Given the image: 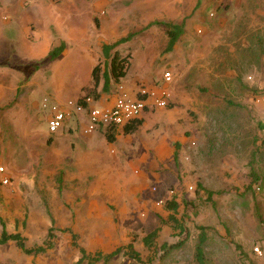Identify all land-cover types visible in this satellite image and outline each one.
<instances>
[{
	"label": "rangeland",
	"instance_id": "1",
	"mask_svg": "<svg viewBox=\"0 0 264 264\" xmlns=\"http://www.w3.org/2000/svg\"><path fill=\"white\" fill-rule=\"evenodd\" d=\"M53 1L84 15V21L93 4L90 17L97 32L131 35L119 46L120 55L129 57V79L136 87L152 86L170 72L171 104L144 112L134 134L119 132L113 143L103 138L107 144L96 146V167L103 165L102 171L84 161L70 162L78 154L70 141L47 130L43 100H55L53 89L33 91L35 112L25 104V88L9 93L12 72L25 64L13 48L24 55L30 50L21 40L20 15L5 22L0 14V166L5 169L0 182L3 176L10 179L0 183V232L3 226L6 233L20 234L27 248L51 245L27 255L8 241L0 244V264H75L79 253L72 234L88 252L108 253L131 243L142 262L119 255L109 264H196L200 233L206 237L204 264H264V0ZM74 1L83 4L66 7ZM153 22L183 25L172 51H165V27ZM97 65L100 74L103 62ZM43 73L48 76L44 70L38 75ZM109 91L99 93L102 101ZM164 128L176 137L168 141L172 153L177 149L176 159L164 147L167 164L144 172L145 205L119 211L107 191L126 187L132 192L137 183L141 195V165L132 160L133 147L146 130L154 134ZM128 141L132 146L123 144ZM114 160L123 175L135 177L133 185L117 186ZM168 190L178 203L175 212L165 207L167 201L155 206ZM171 217L180 222L179 229ZM155 229L153 247H144L142 237ZM185 235L180 249L162 257V244Z\"/></svg>",
	"mask_w": 264,
	"mask_h": 264
},
{
	"label": "crops",
	"instance_id": "2",
	"mask_svg": "<svg viewBox=\"0 0 264 264\" xmlns=\"http://www.w3.org/2000/svg\"><path fill=\"white\" fill-rule=\"evenodd\" d=\"M68 4L70 5L66 7L78 8L79 5H82L83 3L74 1ZM89 5V7L92 8L90 15L93 13L95 14L94 5ZM64 6L63 3L62 5L55 4L53 0H0V8L2 9L0 14L3 15V21L13 22V20L15 21L16 17H18L16 15H20L19 22L21 24L22 32L21 40L24 45L29 46L27 49L30 50L24 55L19 50V54H17L13 48L14 55H17L16 59L25 64H22L19 66L18 70L12 72L14 85L9 88V93L13 90V95H17L20 87L25 88L26 91H23L24 99H26L25 104L28 105V107L32 106L34 112L37 104L34 103L35 100L33 99V95L41 89L48 88L51 91L53 89L55 100L54 98H51V102H49L48 99L44 98L50 105L64 104L68 100H76L83 95L84 89H91L93 87L92 70L94 67L102 61V72L106 68L102 59V45L112 44L121 39L117 32H108L109 35L105 34L107 33L105 30H103V33L101 30L100 32H97V27L95 26L97 22L95 18H91L89 15L87 18L88 20H85L87 22L86 24L83 20V17H85L84 15H76V12H70L67 9H64ZM8 15L11 17H7L4 20ZM92 22L94 25L91 24ZM102 36H104V39ZM60 45H63L64 49L59 56L51 62L43 63L47 53L51 49L59 47ZM121 45L122 44L119 46ZM119 46L115 48L118 53L120 50ZM41 70L47 71L48 76L46 73L39 76L38 74ZM102 72L99 74V85L96 89L98 95L102 92ZM38 78H40V82L38 81ZM112 84L110 87L112 89H109L111 92L109 91L110 93L107 96V99L103 98L102 101L101 96L104 94H100L101 96L99 95V98H95V105L106 106L112 104L116 97L117 84H123L131 95L137 90L135 83L129 79L127 74L117 83ZM1 89H3L2 85H0V91ZM33 91L35 92L33 93ZM142 115L140 119H137H142L141 125L138 126L133 133H130V135L138 131L144 123ZM46 116L47 118L49 116L48 109L46 111ZM65 130L68 134L78 132L81 137L69 139V135L67 133L64 134ZM106 132L107 128H100L89 136H83L79 132L78 124L73 121L68 123L57 136L68 139L70 141V147L72 146L73 151L78 153L77 156H73L75 157L73 160H69L70 162L84 161L89 163L93 168L101 170L104 168L103 165L96 167V164H98L96 159V146L107 144L105 142V140H108ZM119 132L123 133L122 128L115 130L111 134L112 138L113 135L115 136ZM173 139L176 140V137H172V134L166 133L164 128L163 131H155L154 134L153 132L146 130L145 133L140 135L136 140V147L135 149L133 147L134 153L131 156L134 162L141 165V195L139 191L140 188L137 183H135V177L133 175L132 177L125 176V174L123 175L121 170L117 168L115 160L113 161L115 167L113 168L112 173L115 174L117 181H119L116 183L117 186H120V183H124V185L135 184L132 186V192L126 187H124V191L120 188L108 190L106 196L109 198L107 200L111 202L110 204L116 206L119 211H134V207L140 204L145 205L143 204L144 202L146 203L144 192L148 178L144 176V172H153L155 168L167 164L166 160L169 161L167 159L168 156L164 155L163 151L164 147H166L170 150V153H172L173 148L168 146V141ZM180 140L183 139L181 138ZM113 141L114 140L110 142L113 143ZM129 141L128 143L124 142L123 144L132 146V143H129ZM174 153H172L173 159ZM106 170L107 169L104 171ZM134 171L135 170H133V172Z\"/></svg>",
	"mask_w": 264,
	"mask_h": 264
},
{
	"label": "trees",
	"instance_id": "3",
	"mask_svg": "<svg viewBox=\"0 0 264 264\" xmlns=\"http://www.w3.org/2000/svg\"><path fill=\"white\" fill-rule=\"evenodd\" d=\"M218 9L220 8L217 7ZM212 16V14H211ZM150 25H162L165 27V33L168 38V42L165 48L166 52L172 51L175 44L177 43L179 37L183 34V25H176L170 23H160V22H153ZM131 38V35H128L124 38L119 39L115 43L112 44H103L101 48L102 52V59L106 66L105 70L102 72L101 77L103 79L101 90L102 92H108L112 83H117L120 79L124 78L127 74L129 68V57L121 56L115 48L120 44L128 42ZM64 49L63 45L59 47H55L51 49L46 57L43 60V63H48L53 61L55 58L59 56L61 51ZM92 80H93V87L91 89H84L83 95H92L94 98H98V94L96 93V89L99 85V68L98 65L94 67L92 70ZM142 123L141 120H136L131 122L130 124L125 125L122 130L124 134L133 133L138 126ZM114 132L113 129L107 128L106 137L109 141H112V133ZM177 157V149L174 153V159ZM251 176H254V173H251ZM256 180V178H255ZM253 181V180H252ZM165 207L172 212H175L178 208V203H176L175 199H171L167 201ZM172 225L175 226L177 229L181 227L180 222L176 220L174 217H171ZM2 226V222H1ZM179 232H182L179 230ZM185 232V231H184ZM158 235V229L152 230L148 234L142 237L141 241L144 247L152 248L154 245V240ZM181 236V235H180ZM72 245L77 248L79 257L75 264H109L111 260L115 257L122 255L123 257H127L131 260H134L137 263H142L139 254L133 250L132 244L129 243L124 247H117L113 251L108 253H103L100 251L96 252H88L84 248L80 247L76 243V236L74 234L71 235ZM206 237L203 233H200L197 243L194 247V261L196 264H204V250L203 244L205 243ZM8 241H13L16 243L17 247L27 255H37L44 253L47 249L51 248V245H38L33 248H27L24 244V239L18 233H6L4 227L2 226V230L0 232V244H4ZM187 241V236L185 235L183 238L179 239L178 241L171 243V244H162L160 246V250L163 252L162 257L168 255V253L172 250L180 249ZM258 250V249H257ZM150 261V260H149ZM151 262V261H150ZM149 262V263H150Z\"/></svg>",
	"mask_w": 264,
	"mask_h": 264
},
{
	"label": "built area",
	"instance_id": "4",
	"mask_svg": "<svg viewBox=\"0 0 264 264\" xmlns=\"http://www.w3.org/2000/svg\"><path fill=\"white\" fill-rule=\"evenodd\" d=\"M171 73L165 72L162 81L156 85H139L136 92L131 95L123 84H117L116 97L112 104L106 106L95 105L92 95H82L76 100H68L64 104L50 105L46 99L43 107L49 110L47 130L49 133H59L64 127L75 121L81 135L89 136L100 128H111L114 131L140 119L146 111L167 108L171 104V95L167 86L171 82ZM264 99V97H263ZM5 169L0 166V173ZM10 179L3 176L2 185H7ZM156 191V188H153ZM174 191L166 192V199H159L155 206H161L171 200ZM257 251V249H255Z\"/></svg>",
	"mask_w": 264,
	"mask_h": 264
}]
</instances>
